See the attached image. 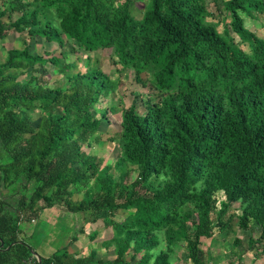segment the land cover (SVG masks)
I'll use <instances>...</instances> for the list:
<instances>
[{
    "label": "trees",
    "instance_id": "obj_1",
    "mask_svg": "<svg viewBox=\"0 0 264 264\" xmlns=\"http://www.w3.org/2000/svg\"><path fill=\"white\" fill-rule=\"evenodd\" d=\"M260 14L264 0H0V40L22 39L0 62V264H173L181 243L206 264L203 240L230 228L235 205L237 227L264 241V37L246 26ZM106 49L146 96L102 105L118 85L90 54ZM49 66L66 87L47 84ZM111 112L110 164L89 150ZM55 206L101 221L115 257L64 245L39 263L23 226Z\"/></svg>",
    "mask_w": 264,
    "mask_h": 264
},
{
    "label": "rangeland",
    "instance_id": "obj_2",
    "mask_svg": "<svg viewBox=\"0 0 264 264\" xmlns=\"http://www.w3.org/2000/svg\"><path fill=\"white\" fill-rule=\"evenodd\" d=\"M142 1L137 3V10L134 13L139 16L140 10L142 9ZM259 20L246 22V26L250 29L255 30L256 34L260 37H264V14L258 16ZM221 28V27H220ZM37 45L38 42L32 43L31 50L33 51L34 45ZM22 47V39L20 36H11L8 39L0 40V62L3 61L6 57V52L10 49H20ZM49 50L55 56L61 57V52L66 54V60H62V64L65 62L76 60V56L72 55L69 52V45L63 49H59L57 45L49 46ZM82 54V53H81ZM92 60L91 62H97L101 70L109 74L111 81L114 84L118 85L115 90H111L107 96L102 98V105L113 104L119 106L122 103L128 105L131 100H133V92L140 91L144 92L146 96V90L140 89V87L133 80V72L129 69L123 70L122 72L118 71L117 67L112 66V52L110 50H98L90 54ZM80 57H83L80 55ZM81 60V61H80ZM78 60L77 70H83L87 63L88 59L84 56L82 59ZM41 75L43 79L47 82L48 85H61L66 87L68 81L65 78L57 73V70L53 66H49L48 71L42 72ZM118 79L120 80L118 81ZM142 90V91H141ZM117 111V110H115ZM110 121L108 124L104 123L101 131V139L98 144L93 146L89 153L98 155L104 159V163H113L118 156L119 148L117 144L112 143L108 140V137L114 130L118 128L119 124V114L116 112H111L109 114ZM113 173L117 172L112 170ZM220 199H223V195L219 194L217 196ZM82 198L81 193H73V200L78 201ZM238 205H235L231 208L228 214L233 215L232 221L230 223V228L224 232H215L213 239L203 240L202 248L205 253L206 264H237L241 260V264H264V254L259 252V249L264 247V241L258 242L257 240L260 237L261 229L255 224H251L250 228L247 230H242L237 227V215H240V210H237ZM237 208V209H236ZM228 214L226 216H228ZM126 215V212H120V215L117 218H121ZM43 218V219H42ZM42 218L38 220L37 224V234L33 235L31 242L35 244H41L45 239V242L51 245L50 248L46 247L47 252L54 248H59L64 245L68 246V250L71 253H86L91 250V244L93 248H96L97 258L102 259L103 261H111L114 257V248L113 244H109L107 247H104L105 241V229L101 225V221L97 223L90 222V213L81 212L77 214L69 213L62 206H55L51 209H47L42 215ZM48 221V222H47ZM50 226L47 229L45 234L44 230L46 226ZM84 228V233L78 235L79 240L73 244H70V234L79 228ZM96 235L95 242L91 243L89 236L91 234ZM240 239V244L236 246L234 244L235 239ZM249 239H253L255 243L253 244L254 249L248 247ZM43 253V254H44ZM239 258H241L239 260ZM173 264H192L186 258V249L183 244H178L175 249V253L172 257Z\"/></svg>",
    "mask_w": 264,
    "mask_h": 264
},
{
    "label": "crops",
    "instance_id": "obj_3",
    "mask_svg": "<svg viewBox=\"0 0 264 264\" xmlns=\"http://www.w3.org/2000/svg\"><path fill=\"white\" fill-rule=\"evenodd\" d=\"M45 213V212H44ZM43 213V214H44ZM48 222V221H47ZM37 224H38V221H36V222H34V223H32V224H25L24 226H23V228H24V230H23V233L25 234V236H27L28 238L30 237H32L33 235H35V234H37L36 232H37ZM50 226V224L48 225V226H46V228H45V230H44V232H45V234L47 233V229H48V227ZM32 235V236H31ZM30 240V239H29ZM46 240V239H45ZM45 240L41 243V244H34V249H35V251H36V253H37V255H39V256H49L50 254H52L55 250H56V248L54 249H52L51 251H50V253H48V254H45L44 252H47V250H46V247H48V248H50L51 247V245L50 244H48V242H45ZM93 248V246H92V244H91V249ZM44 253V254H43ZM90 253V250H89V252H86V253H84L85 255H88ZM80 256H83V254L82 253H80ZM98 256V255H97Z\"/></svg>",
    "mask_w": 264,
    "mask_h": 264
},
{
    "label": "water",
    "instance_id": "obj_4",
    "mask_svg": "<svg viewBox=\"0 0 264 264\" xmlns=\"http://www.w3.org/2000/svg\"><path fill=\"white\" fill-rule=\"evenodd\" d=\"M2 245H3V243H1V246H2ZM34 256L36 257L37 261H38L39 263H41V257H40L39 255H37V254H35Z\"/></svg>",
    "mask_w": 264,
    "mask_h": 264
}]
</instances>
